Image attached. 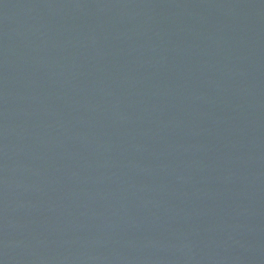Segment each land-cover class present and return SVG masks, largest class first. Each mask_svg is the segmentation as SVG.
Segmentation results:
<instances>
[{"label":"water","instance_id":"1","mask_svg":"<svg viewBox=\"0 0 264 264\" xmlns=\"http://www.w3.org/2000/svg\"><path fill=\"white\" fill-rule=\"evenodd\" d=\"M0 264H264V0H0Z\"/></svg>","mask_w":264,"mask_h":264}]
</instances>
